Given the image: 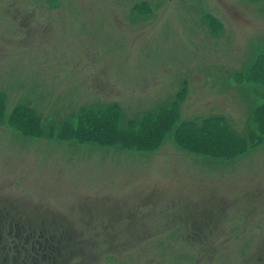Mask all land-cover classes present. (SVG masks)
Instances as JSON below:
<instances>
[{
	"label": "rangeland",
	"instance_id": "obj_1",
	"mask_svg": "<svg viewBox=\"0 0 264 264\" xmlns=\"http://www.w3.org/2000/svg\"><path fill=\"white\" fill-rule=\"evenodd\" d=\"M215 1L244 33L253 30L246 0H0V214L27 220L31 211L38 228L65 232L58 217L37 215L62 211L61 220L86 235L91 264H264V72L257 81L244 76L247 87L220 70L221 41L203 28ZM258 5L264 10V1ZM246 40L239 35L235 44ZM258 66L264 71V55ZM205 84L216 96L207 103L198 91ZM171 88L179 96L172 103ZM235 88L255 91L257 102L238 100ZM110 106L127 120L122 128L153 138L118 143L93 132L109 129ZM26 107L46 134L52 125L55 133L76 127L82 116L94 124L80 125L77 153L54 151L39 162L38 141L54 144L47 136L17 139H31L11 125ZM149 113L172 132L151 127ZM181 117L188 124L177 134ZM55 177L81 187L59 188ZM0 225L6 232L3 217ZM68 238L63 260L76 249L87 258L75 246L83 242ZM75 261L82 262L77 255L68 263Z\"/></svg>",
	"mask_w": 264,
	"mask_h": 264
},
{
	"label": "trees",
	"instance_id": "obj_2",
	"mask_svg": "<svg viewBox=\"0 0 264 264\" xmlns=\"http://www.w3.org/2000/svg\"><path fill=\"white\" fill-rule=\"evenodd\" d=\"M176 98H179L178 94L176 95ZM104 109L109 114V129L103 126L102 129L92 130L93 132H96L98 135L108 138L111 142H118V143H126L130 139H132L133 141L141 142L142 140L153 138V135L147 132L146 130H144L143 128L137 129L135 127H132L131 130H126L125 128H122L121 114L114 111L112 106L106 107ZM14 115L15 116H13V119L15 122H13V126L17 127L25 135L38 137V138L44 137L46 135L45 129L43 125L40 123L38 116L37 117L32 116V109H30L29 107L22 108L20 110L17 109ZM153 117L154 116L151 113H149L146 117H144L149 119V124L151 127L159 129L164 137L169 132H172V130L164 123V121L159 122V118H161L162 120L161 114L158 117H155L154 120ZM133 120L135 119H132L130 121ZM187 121L188 120H182V122L179 124L181 129L179 128V126L176 129L177 134L184 128V126L188 124ZM81 124L82 125L85 124L88 127H90L94 123L89 122L82 116L80 123L76 127L73 126L74 123H70V124L68 123L67 125L63 126L62 129L58 130V132L55 133L54 127L52 125L49 131H52L54 134H57L62 138L75 139L77 136H79L82 133V130L80 128ZM28 125H31L33 129L31 128L26 129V126ZM115 125H117L118 128H116ZM114 130L118 134H114L113 133ZM106 138H100V140L107 141ZM86 140H90V139H86V137H84L83 141L86 142ZM180 141H183V139H180ZM183 145L186 147L187 143L184 142ZM138 149L145 150V147L144 145L139 144ZM29 180L30 178H28V181ZM0 203H1L0 205L5 206L1 193H0ZM52 210L53 212L50 211L49 209L41 210L37 212V215L41 218H51L49 220H52L53 217H58L59 219L57 220L59 226H61V228L65 232L58 230L57 227L51 229L48 226V224H45V226H43L42 229L38 228L34 222L35 215L31 211L26 212L27 220H16V219L10 220L12 229L14 231L13 235H10V237L14 238L15 240L14 242L12 241V239L7 237L5 232L2 231L0 225V230H1L0 246L4 248V251L0 252V262H1L0 264H6L4 261L5 258L11 259L9 264H26L24 262L20 261L19 263L17 261V259L20 258V255H22L23 258L25 256L28 257L29 259L28 264H84V263L91 264L92 254L89 251V242L84 238V236L86 235H84L82 232L79 233L74 230L76 227L74 221L66 220V219L61 220L59 216L63 215L62 211L59 212L58 209H52ZM6 212L11 215L9 210H6ZM29 216H33V218H30ZM79 226L81 225L79 224ZM94 235H98V234H94ZM68 236H76L79 238L80 241L83 242L82 245L76 244L75 246L77 248L81 247L82 250L87 252V258L80 256L78 254L79 253L78 250L76 249L72 253H68L65 261L63 260V251L73 246L72 241L69 240ZM96 244H98V241ZM217 248L218 246H216L213 250H210L207 247H204L202 251L207 252L208 254L210 252H215ZM77 255L82 260V262L77 263L75 261L74 263H68L70 261L72 262V260Z\"/></svg>",
	"mask_w": 264,
	"mask_h": 264
},
{
	"label": "crops",
	"instance_id": "obj_3",
	"mask_svg": "<svg viewBox=\"0 0 264 264\" xmlns=\"http://www.w3.org/2000/svg\"><path fill=\"white\" fill-rule=\"evenodd\" d=\"M231 3H233V0H227ZM250 3H253L250 10L243 9V12L252 20L251 27L253 28L252 31H244L242 30V27L238 25V21L235 17L227 15L226 11L224 10H218L217 9V3L214 2V11L215 16L213 21H203V28L206 30L207 33L211 34L212 36L218 38L216 41H221V44L219 45L217 51L215 52L216 56L219 57H226L227 62L225 63V67L221 68L220 70L226 69L228 71V77L229 79H234L235 81H238L237 83H243L247 87L249 86L248 81L244 78V76L248 75L249 79L252 81H257V78L255 75H260L259 73H263L262 67L258 66V62L262 58V55H264V10L260 7V3H262L264 0H246ZM139 4V3H138ZM137 4V5H138ZM242 5V4H241ZM132 6V5H131ZM127 11H138V9L134 7H130L127 9ZM229 24H237L238 32H235L232 26H229ZM255 29H261V31H258L255 33ZM246 35L247 40L244 43V45L237 47L235 44V41L239 37V35ZM202 36L208 40L209 43L212 44L213 38L208 37L206 34H202ZM227 38V39H225ZM239 41V40H238ZM213 45V44H212ZM258 46H263V52L260 55L254 56V51H256V48ZM184 85V84H182ZM186 86V85H184ZM240 86V84H238ZM210 86L208 85H202L199 86V96L201 102H208L210 98H215L216 96L212 94L211 91H208L206 89H209ZM234 93L238 100L240 99H246L250 103L257 102V99L255 97V91L253 90H247L246 95L240 94L239 89L235 88ZM176 91L174 88H171L170 92H168L165 96V99L172 103L174 101V98H176ZM245 97V98H244ZM160 100H162V94H159ZM189 100H191V96H189ZM249 103V104H250ZM253 107V104L251 105ZM255 109L258 110V105H255ZM217 114V113H216ZM182 120H186L184 117H181ZM127 120L122 119V123L125 124ZM7 124V123H6ZM63 127V126H62ZM62 127L60 129H62ZM59 129V130H60ZM45 136L50 138L49 143H53L54 147L52 149H48V143L41 144L38 141L37 147L40 148L43 153L39 155V158H41L42 161L48 162L52 160L53 152H57L60 154H64L66 157H68V153H77L78 147L73 144L74 139L70 138H62L58 136L57 134H54L52 131H49L48 134ZM44 136V137H45ZM56 136V137H54ZM31 139H27L24 136L17 137L20 142H25L29 140H39L38 137H32ZM84 144V143H83ZM37 147L35 149H37ZM229 156H222L220 158H217V160H222L223 162H229L233 160V157ZM45 173V172H43ZM55 181L58 184L59 188H80V182L79 184L73 183V180H64L62 178L55 177Z\"/></svg>",
	"mask_w": 264,
	"mask_h": 264
},
{
	"label": "flooded vegetation",
	"instance_id": "obj_4",
	"mask_svg": "<svg viewBox=\"0 0 264 264\" xmlns=\"http://www.w3.org/2000/svg\"><path fill=\"white\" fill-rule=\"evenodd\" d=\"M0 204H1V203H0ZM0 217H3L4 220H6V226H8L6 232H5V230H4V227L1 226L2 231L5 232L6 235H7V237H9L10 239H12V241L14 242V241H15L14 238L10 237V235H13V233H14V231H13V229H12V226H11V223H10V220H13V218H10L9 215H8V213H6V214H0ZM24 225H25V224H24ZM0 231H1V230H0ZM94 231H95V229H94ZM17 236H18V235H17ZM43 237H44V236H43ZM42 241H43V240H42ZM2 251H4V248H3L2 246H0V252H2ZM20 259H21V260H20ZM10 260H11V259H9V258H5V259H4V261H5L6 264H9ZM17 261H18L19 263H20V261H21V262H24V263H26V264L29 263V259H28V257L25 256V257L23 258L22 255H20V258H18ZM0 263H1V262H0Z\"/></svg>",
	"mask_w": 264,
	"mask_h": 264
},
{
	"label": "bare ground",
	"instance_id": "obj_5",
	"mask_svg": "<svg viewBox=\"0 0 264 264\" xmlns=\"http://www.w3.org/2000/svg\"><path fill=\"white\" fill-rule=\"evenodd\" d=\"M235 156V155H234ZM231 157V156H230ZM229 158V157H228Z\"/></svg>",
	"mask_w": 264,
	"mask_h": 264
}]
</instances>
